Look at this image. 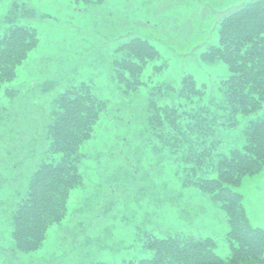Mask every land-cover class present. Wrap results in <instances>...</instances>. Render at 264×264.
I'll list each match as a JSON object with an SVG mask.
<instances>
[{
	"label": "rangeland",
	"instance_id": "rangeland-1",
	"mask_svg": "<svg viewBox=\"0 0 264 264\" xmlns=\"http://www.w3.org/2000/svg\"><path fill=\"white\" fill-rule=\"evenodd\" d=\"M242 1L0 0V34L25 25L35 28L38 38L17 65V75L0 90L5 105L0 108V264H119L151 254L142 244L145 231L209 235L217 253L229 252L225 212L204 191L182 186L174 175L173 155L148 144L137 122L147 86L135 94L121 93L112 78L110 54L115 44L142 35L159 50L144 67L147 84L164 79L176 86L189 72L204 88L198 103L219 101V80L228 75L227 66L221 60L205 62L199 53L216 37L219 14ZM161 63L160 69L153 67ZM82 81L107 99L106 111L79 147L82 183L70 191L63 220L47 227L43 244L20 251L9 233L11 208L46 154L45 126L56 93ZM5 87L17 91L8 94ZM259 117H264V102L252 113H237L235 124L220 125L215 151L240 147L243 128ZM133 169L141 176L147 172L155 186L133 193L132 183L140 180ZM235 189L250 222L264 226V166L245 174Z\"/></svg>",
	"mask_w": 264,
	"mask_h": 264
},
{
	"label": "trees",
	"instance_id": "trees-1",
	"mask_svg": "<svg viewBox=\"0 0 264 264\" xmlns=\"http://www.w3.org/2000/svg\"><path fill=\"white\" fill-rule=\"evenodd\" d=\"M262 21L264 0H245L219 14L216 37L199 53L205 62L221 60L227 66L228 75L219 80V101L198 103L204 88L189 72L179 77L176 86L164 79L147 84L150 77L143 78L144 67L158 57L159 50L142 35L131 36L111 50V74L119 91L135 94L147 86L141 120L137 121L143 136L152 149L173 155V173L182 186L204 191L225 212L230 246L226 255H220L209 235L145 231L142 244L151 254L119 264H264V226L250 222L242 194L235 189L245 174L264 166V117L251 119L243 128L240 147L222 154L215 151L219 142L215 132L220 125L235 124L237 113H252L264 102ZM37 41L35 28L25 25H12L1 32L0 90L4 81L17 75V65ZM16 91L4 88L8 94ZM106 105L107 99L93 93L84 81L56 93L48 115L51 120L45 126L46 154L30 172L23 195L11 208L9 233L18 250L40 247L47 227L63 220L70 191L82 183L79 147L91 135ZM4 106L0 97V108Z\"/></svg>",
	"mask_w": 264,
	"mask_h": 264
},
{
	"label": "snow or ice",
	"instance_id": "snow-or-ice-1",
	"mask_svg": "<svg viewBox=\"0 0 264 264\" xmlns=\"http://www.w3.org/2000/svg\"><path fill=\"white\" fill-rule=\"evenodd\" d=\"M161 7L162 8H165L166 5H163L162 4ZM260 31L262 33H264V21L261 22ZM185 58L187 59L188 57H185ZM261 160H264V151H262ZM133 172L135 173L136 176H140V180L138 182L134 181L132 183V185H131V188H132V192L133 193H142L149 186H151V187H154L155 186L154 181H152L150 175L147 172H145V174L143 176H141L140 172L139 171H136L135 169H133ZM128 188H129V185L127 183L123 185V189H124L126 195L129 194L127 192V189ZM113 191L115 192V190H113ZM140 198H142V197H140Z\"/></svg>",
	"mask_w": 264,
	"mask_h": 264
}]
</instances>
